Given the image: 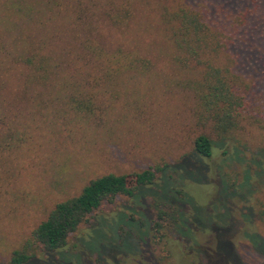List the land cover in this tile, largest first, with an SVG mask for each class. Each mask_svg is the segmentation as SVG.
<instances>
[{"label": "rangeland", "instance_id": "obj_1", "mask_svg": "<svg viewBox=\"0 0 264 264\" xmlns=\"http://www.w3.org/2000/svg\"><path fill=\"white\" fill-rule=\"evenodd\" d=\"M183 6L226 43L208 60L237 77L231 139L195 115L204 66L176 60L163 21ZM35 53L60 67L50 86L24 87L20 59ZM85 93L93 114L72 109ZM0 100V264L91 180L164 165L152 187L95 211L60 260L36 249L30 264H264V0H0ZM199 134L210 158L193 156Z\"/></svg>", "mask_w": 264, "mask_h": 264}, {"label": "trees", "instance_id": "obj_2", "mask_svg": "<svg viewBox=\"0 0 264 264\" xmlns=\"http://www.w3.org/2000/svg\"><path fill=\"white\" fill-rule=\"evenodd\" d=\"M163 21L165 24L171 25L173 29L169 38L177 48L176 60L184 63L189 59H194L204 66L202 79L191 83L189 86L196 101L195 115L199 124L203 126L211 124L222 141L231 139L239 128L240 111L243 105L242 99L236 91L237 77L232 74L229 66L221 68L212 65L208 60L215 59L221 52L223 44H226L223 43L222 36L209 28L196 12L184 6L179 7L174 13L164 14ZM90 52L92 55L90 56L96 60H102L106 57L101 49H93ZM112 58L111 56V60H107L108 63H112ZM114 59V61L118 60L115 57ZM88 60L90 59L88 58ZM20 62H22L23 67L26 66L23 75L24 87L25 81L28 86L42 87L46 84L50 86L48 85L49 81L56 77V70L60 68L59 66L56 67L50 56L41 53L21 58ZM129 64L132 65V63ZM112 75L113 72L107 68L106 77ZM58 87L61 88V86ZM84 96L88 99L77 100L75 97L70 99L72 109L81 114H93L92 99L89 98V94L85 93ZM4 111L8 114L7 106L4 101L0 100V115L4 116ZM6 118L0 116V128H10L7 126L8 119ZM15 128H21V126ZM192 151L194 152L193 156L210 158L213 153L210 139L206 135L199 134L193 140ZM166 167L167 165L155 167L131 175L108 174L91 180L77 196L54 206L47 218L32 231L30 239L25 243L22 250H15L12 253L9 264H30L36 258L35 254L30 252L36 249L46 257L50 255L56 261L60 260L58 257L67 254L63 249L68 247V239L79 229L81 224L89 221L88 218H91L95 211L99 210L105 203H111L119 196L133 198L142 187H152L157 175L163 173ZM155 193L152 192L158 198L168 200L159 192ZM163 215L165 214L162 213L155 219L156 231L159 228L157 221L162 219ZM143 243L144 239L141 244ZM201 250L204 251V249ZM208 252H210V259H212L214 251H206V253ZM230 252L234 254L231 245ZM256 252L262 254L259 249ZM96 261L99 262L100 257H97ZM202 263L204 264L203 260ZM222 264H241V262L234 255L226 257Z\"/></svg>", "mask_w": 264, "mask_h": 264}]
</instances>
